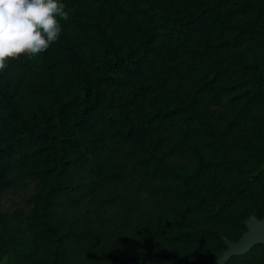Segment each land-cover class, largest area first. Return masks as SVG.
I'll return each instance as SVG.
<instances>
[{
  "label": "trees",
  "instance_id": "1",
  "mask_svg": "<svg viewBox=\"0 0 264 264\" xmlns=\"http://www.w3.org/2000/svg\"><path fill=\"white\" fill-rule=\"evenodd\" d=\"M61 2L0 72V264H209L264 215V0Z\"/></svg>",
  "mask_w": 264,
  "mask_h": 264
},
{
  "label": "clouds",
  "instance_id": "2",
  "mask_svg": "<svg viewBox=\"0 0 264 264\" xmlns=\"http://www.w3.org/2000/svg\"><path fill=\"white\" fill-rule=\"evenodd\" d=\"M61 0H0V72L23 55L36 58L57 42L69 12Z\"/></svg>",
  "mask_w": 264,
  "mask_h": 264
},
{
  "label": "water",
  "instance_id": "3",
  "mask_svg": "<svg viewBox=\"0 0 264 264\" xmlns=\"http://www.w3.org/2000/svg\"><path fill=\"white\" fill-rule=\"evenodd\" d=\"M246 230L238 241L224 239L226 247L221 255L209 264H225L232 256L249 252L255 245L264 244V215L257 218L253 215L245 220Z\"/></svg>",
  "mask_w": 264,
  "mask_h": 264
},
{
  "label": "rangeland",
  "instance_id": "4",
  "mask_svg": "<svg viewBox=\"0 0 264 264\" xmlns=\"http://www.w3.org/2000/svg\"><path fill=\"white\" fill-rule=\"evenodd\" d=\"M210 35L211 33L207 32L206 36H210ZM245 122L241 125L240 130H245V127H248V128L252 127L253 123L257 121L251 119ZM35 190H36L35 183L28 182V181L9 188L4 193H2V195L0 196V210L9 211V212L13 211L16 208H20L25 211L28 210L30 206L27 203V197L34 194ZM112 212H113V209H108L106 211V214L111 215ZM119 212H121V210H118L117 213H115V215H117ZM241 236L239 237V239L241 238Z\"/></svg>",
  "mask_w": 264,
  "mask_h": 264
}]
</instances>
